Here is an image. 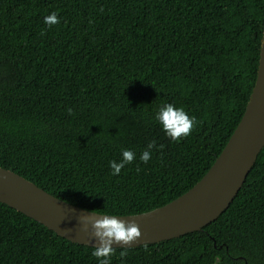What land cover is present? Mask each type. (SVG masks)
Masks as SVG:
<instances>
[{
    "label": "trees",
    "instance_id": "obj_1",
    "mask_svg": "<svg viewBox=\"0 0 264 264\" xmlns=\"http://www.w3.org/2000/svg\"><path fill=\"white\" fill-rule=\"evenodd\" d=\"M263 26L264 0H0V167L97 214L170 203L239 124ZM164 103L194 118L178 142L153 119ZM124 149L136 159L111 175ZM94 249L0 203V264H97ZM114 252L111 264H264V148L202 230Z\"/></svg>",
    "mask_w": 264,
    "mask_h": 264
},
{
    "label": "water",
    "instance_id": "obj_2",
    "mask_svg": "<svg viewBox=\"0 0 264 264\" xmlns=\"http://www.w3.org/2000/svg\"><path fill=\"white\" fill-rule=\"evenodd\" d=\"M264 148V26L257 77L243 116L221 154L190 190L150 212L118 216L134 220L141 232L135 248L202 230L222 214L241 189ZM0 203L43 225L57 236L95 248L89 212L59 200L19 175L0 167Z\"/></svg>",
    "mask_w": 264,
    "mask_h": 264
},
{
    "label": "clouds",
    "instance_id": "obj_3",
    "mask_svg": "<svg viewBox=\"0 0 264 264\" xmlns=\"http://www.w3.org/2000/svg\"><path fill=\"white\" fill-rule=\"evenodd\" d=\"M46 25L59 23L56 12H52L44 17ZM71 114V109H68ZM153 119L159 124L165 135L173 142H178L181 138L187 137L194 125V118L191 117L183 107L175 106L172 103L159 105L153 114ZM155 146L154 141H150L147 148L140 153L139 160L147 163L152 153L149 151ZM136 159V154L130 149L121 151L119 161H109L111 175H119L121 169L127 164H131ZM90 217H97L90 220L92 236L96 239L97 245L91 255L96 258L97 264H111L115 254L113 245H132L137 241L141 232L134 220L125 221L113 214H87ZM126 251H121V258L126 256ZM123 264V259H122Z\"/></svg>",
    "mask_w": 264,
    "mask_h": 264
},
{
    "label": "rangeland",
    "instance_id": "obj_4",
    "mask_svg": "<svg viewBox=\"0 0 264 264\" xmlns=\"http://www.w3.org/2000/svg\"><path fill=\"white\" fill-rule=\"evenodd\" d=\"M218 264H225V263H223L222 261H219Z\"/></svg>",
    "mask_w": 264,
    "mask_h": 264
}]
</instances>
